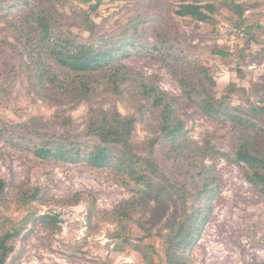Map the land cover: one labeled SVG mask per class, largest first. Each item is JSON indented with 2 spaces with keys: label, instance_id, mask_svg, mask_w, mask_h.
Here are the masks:
<instances>
[{
  "label": "rangeland",
  "instance_id": "rangeland-1",
  "mask_svg": "<svg viewBox=\"0 0 264 264\" xmlns=\"http://www.w3.org/2000/svg\"><path fill=\"white\" fill-rule=\"evenodd\" d=\"M241 1L248 11L244 23L235 28L222 19L215 28L203 22L187 26L166 9L157 11L154 4H141L137 0H98L97 8L95 1L86 4L81 0H66L56 7L71 29L83 36H88V32L82 17H77L82 12L98 24V34L116 31L141 16L147 21L141 25L145 31L140 43H156L158 32L170 35L176 31L187 36L197 44L196 54L208 67L218 98L233 105L263 106L264 0ZM12 2L0 0V7ZM254 4L258 6L253 7ZM6 12L7 9H0V60L15 63L11 45L20 48L14 33L17 13ZM120 64L151 79L172 97L191 145L205 149L212 156L208 164L214 160L212 175L216 177L218 192L201 234L187 250L190 263L264 264V197L245 179L241 166L222 157L232 154L234 144L245 130L233 123L219 124L187 103L171 70L149 51L133 54ZM53 68L59 74L68 73L57 65ZM230 89L237 91L230 93ZM103 96L99 95L91 106L114 108L123 117L134 119L140 140L153 137L136 111L131 95L125 93L123 99ZM88 110L85 101L70 100L62 107L46 104L29 90L23 73L11 87L0 89V119L20 123L31 116L40 117V130L48 134L62 133L64 119L71 120L74 130L82 131L88 122ZM0 179L6 184L4 216L18 221L26 215L27 207L37 215H52L56 222L53 231L41 224L28 225L15 243L16 251L9 264H143L127 243L137 242L139 238L153 243L165 257L163 236L174 235L186 211L190 212L184 206L193 204V197L184 202L177 195L160 205L145 199L140 202L133 186H126L110 168L41 161L2 141ZM36 188L37 199L27 204L26 196ZM120 210H127L129 219L127 228L121 227L115 237L116 211ZM150 233L151 237L145 238Z\"/></svg>",
  "mask_w": 264,
  "mask_h": 264
},
{
  "label": "trees",
  "instance_id": "trees-1",
  "mask_svg": "<svg viewBox=\"0 0 264 264\" xmlns=\"http://www.w3.org/2000/svg\"><path fill=\"white\" fill-rule=\"evenodd\" d=\"M12 1L0 9L17 13L14 33L20 48L11 45L15 63L0 60V89L11 87L23 73L29 90L50 106L62 107L70 100L87 102L88 122L78 132L70 119H64L62 133L48 134L40 130V117L31 116L20 123L0 119V142L31 153L41 161L110 168L126 186H133L140 202L145 199L160 205L176 195L184 202L193 197L192 206H184L190 212L186 211L174 235L163 236L164 261L153 243H145L143 238L127 242L143 264H191L187 250L210 217L218 186L212 175L214 160L212 164L207 163L212 156L205 149L191 145L185 122L178 115L172 97L151 79L120 64L133 54L149 51L160 58L171 70L187 103L219 124L233 123L245 130L234 144L232 154H222V157L241 166L245 179L264 197V105H233L218 98L213 91L214 79L196 54L198 46L187 36L176 31L172 35L158 32L156 43H140L145 31L141 25L147 21L141 16L116 31L98 34V24L82 12L77 17H82L88 32V36H83L71 29L56 7L66 0ZM81 1L86 4L95 1L94 8L98 7V0ZM137 2L154 4L157 11L166 9L187 26L203 22L213 28L221 19L234 28L241 26L247 10L238 0ZM54 65L68 73H57ZM236 91L230 89V93ZM125 93L134 98L133 105L153 134L152 138L140 140L134 119L123 117L118 110L91 106L99 95L123 99ZM38 193V188L29 193L26 203L36 200ZM6 197V184L0 179V264H9L16 251L15 243L28 225L41 224L52 231L56 228L52 215H37L25 205L27 213L20 220L4 216ZM116 218L115 237L121 227L127 228V210L116 211ZM148 237L151 233L146 234L145 238Z\"/></svg>",
  "mask_w": 264,
  "mask_h": 264
},
{
  "label": "crops",
  "instance_id": "crops-1",
  "mask_svg": "<svg viewBox=\"0 0 264 264\" xmlns=\"http://www.w3.org/2000/svg\"><path fill=\"white\" fill-rule=\"evenodd\" d=\"M238 2H241V3H243V4H245L243 1H241V0H238ZM253 6H258L257 4H254ZM246 11H248V8H247V10ZM246 11H245V13H246Z\"/></svg>",
  "mask_w": 264,
  "mask_h": 264
}]
</instances>
